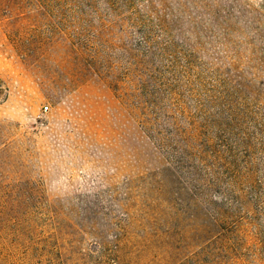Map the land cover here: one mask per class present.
Segmentation results:
<instances>
[{
	"label": "rangeland",
	"instance_id": "374dc122",
	"mask_svg": "<svg viewBox=\"0 0 264 264\" xmlns=\"http://www.w3.org/2000/svg\"><path fill=\"white\" fill-rule=\"evenodd\" d=\"M0 264H264V0H0Z\"/></svg>",
	"mask_w": 264,
	"mask_h": 264
},
{
	"label": "built area",
	"instance_id": "2783aa9c",
	"mask_svg": "<svg viewBox=\"0 0 264 264\" xmlns=\"http://www.w3.org/2000/svg\"><path fill=\"white\" fill-rule=\"evenodd\" d=\"M44 109L46 110V107Z\"/></svg>",
	"mask_w": 264,
	"mask_h": 264
}]
</instances>
